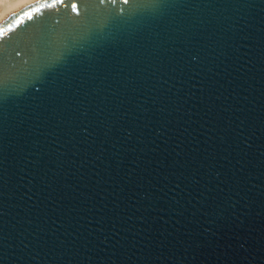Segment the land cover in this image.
<instances>
[{
	"label": "water",
	"instance_id": "obj_1",
	"mask_svg": "<svg viewBox=\"0 0 264 264\" xmlns=\"http://www.w3.org/2000/svg\"><path fill=\"white\" fill-rule=\"evenodd\" d=\"M44 2L0 23V264H264V0Z\"/></svg>",
	"mask_w": 264,
	"mask_h": 264
},
{
	"label": "snow or ice",
	"instance_id": "obj_2",
	"mask_svg": "<svg viewBox=\"0 0 264 264\" xmlns=\"http://www.w3.org/2000/svg\"><path fill=\"white\" fill-rule=\"evenodd\" d=\"M103 2V0H101ZM125 4L129 3V0H123ZM137 6L142 8L147 5L149 0H136ZM91 3V0H82L80 5H78L75 0L71 2V10L76 13L77 16L80 15V8H87L89 4ZM57 5H64V0H45L44 3L40 5L38 8H33L31 12L25 13V15L28 16L29 19L32 18V12L39 13L42 8L44 7H56ZM2 30H0V35H2ZM30 42L33 43L34 47L33 50L39 56L40 53L45 52L48 50L51 45L54 43V40L52 36L44 29H41L39 33L33 37L28 38ZM5 74L3 70V61H2V53H0V90H2L5 87Z\"/></svg>",
	"mask_w": 264,
	"mask_h": 264
},
{
	"label": "bare ground",
	"instance_id": "obj_3",
	"mask_svg": "<svg viewBox=\"0 0 264 264\" xmlns=\"http://www.w3.org/2000/svg\"><path fill=\"white\" fill-rule=\"evenodd\" d=\"M37 0H0V23L5 21L16 11Z\"/></svg>",
	"mask_w": 264,
	"mask_h": 264
}]
</instances>
